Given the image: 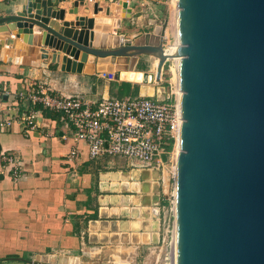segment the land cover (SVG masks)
Segmentation results:
<instances>
[{
  "label": "water",
  "instance_id": "water-1",
  "mask_svg": "<svg viewBox=\"0 0 264 264\" xmlns=\"http://www.w3.org/2000/svg\"><path fill=\"white\" fill-rule=\"evenodd\" d=\"M66 1L23 0L21 10L0 17V49L38 52L58 64V54L24 44L48 46L71 57L60 66L71 73H81L87 56L112 59L101 70L119 84L137 85L149 74L129 63L157 60L158 84L165 63L179 57L175 264H264V0H176L174 56L162 47L166 22L151 21L146 41H135L119 34L121 20L110 17L120 11L129 19L127 3L104 9L105 0H90V17L59 24L85 4L69 0V10L54 9Z\"/></svg>",
  "mask_w": 264,
  "mask_h": 264
},
{
  "label": "crops",
  "instance_id": "crops-1",
  "mask_svg": "<svg viewBox=\"0 0 264 264\" xmlns=\"http://www.w3.org/2000/svg\"><path fill=\"white\" fill-rule=\"evenodd\" d=\"M89 5L85 0L77 15L65 12L63 21L57 22L90 17ZM22 6L23 0H0V17ZM70 8L67 0L54 9ZM118 33L131 38L123 22ZM24 46L58 54L60 62L41 59L38 52L16 56L15 50L1 48L2 111L17 104L16 94L27 78L45 84L52 94L79 96L92 105L95 97H110V83H120L101 70L113 65L112 59L98 62L87 56L81 73H71L60 69L61 59L70 56L48 46ZM134 66L129 63L130 70L140 72ZM142 73L149 74L147 83H129V91L136 88L135 96H162V80L157 84L154 74ZM35 122L28 134L17 123L0 129V264H113L114 255L125 256L128 250L160 240L159 205L173 183L164 165L118 157L91 160L86 144L75 141L56 114L38 112ZM75 149L77 158L67 160ZM6 154L20 163L16 181L2 161Z\"/></svg>",
  "mask_w": 264,
  "mask_h": 264
},
{
  "label": "built area",
  "instance_id": "built-area-1",
  "mask_svg": "<svg viewBox=\"0 0 264 264\" xmlns=\"http://www.w3.org/2000/svg\"><path fill=\"white\" fill-rule=\"evenodd\" d=\"M125 1L127 4H136L139 12H147L151 10L153 3L160 2ZM176 7L170 0L168 18L163 21L166 22V28L172 24L173 18L177 17ZM171 44L172 42L162 44L166 54L169 53ZM176 91L175 82L174 88L167 96L157 94L124 98L104 97L92 105L79 96L52 94L45 84L27 78L23 80V87L16 94L17 104L12 108L0 110V129H10L17 123L22 131L28 134L36 125L35 115L41 111L50 112L59 117L60 122L71 131L75 141L86 144L91 160L118 157L142 165H163L162 155L168 156L171 153L170 149L175 148L179 136L181 119ZM1 94L0 90V97ZM77 155L76 149L71 150L67 160H75ZM2 161L9 168L12 179L18 180L21 174L18 158L6 154ZM170 197L168 214L171 222L164 230L162 239L168 250L165 264H174L176 256L173 191Z\"/></svg>",
  "mask_w": 264,
  "mask_h": 264
},
{
  "label": "rangeland",
  "instance_id": "rangeland-1",
  "mask_svg": "<svg viewBox=\"0 0 264 264\" xmlns=\"http://www.w3.org/2000/svg\"><path fill=\"white\" fill-rule=\"evenodd\" d=\"M90 1V0H89ZM173 1V0H172ZM113 3L118 5L120 3H126L125 0H105L99 3L104 9L109 8V5ZM91 5V4H90ZM89 5V6H90ZM128 8L131 9V16L129 19L122 18L120 11H112V16L115 19L121 20V25L123 22L125 31L131 35L132 40L135 41H146V34H149L153 30V26L150 24L151 21H155L157 25L160 22H163L168 18V7L170 5V0H160L159 3H153L151 5V10L147 12H139V7L134 3L127 4ZM91 10V7H89ZM91 13V12H90ZM144 22H148L149 24L143 25ZM167 34L166 37L163 38L164 44H170L174 42V36L172 34L173 26L167 25ZM155 64L154 59L148 56L140 57L139 61L136 63L134 68L136 71L140 72H150L155 74ZM172 69V70H171ZM174 71L175 66L173 61H168L165 63L164 68L162 70L163 76L162 79V87L160 88L163 96H167L170 90L174 88V83L176 82L174 79ZM160 80V81H161ZM163 88V90H162ZM177 93V92H176ZM177 95V94H176ZM99 96V95H98ZM96 102L100 101V97H95ZM176 150L177 143L175 148H171V153L167 156V161L163 164L164 167L170 171V176L174 178L172 183V189L170 190L166 199L160 201V240L156 243L150 244L149 246H142L138 250H128L125 256L116 255L113 256V264H165V256L168 251L165 242L162 240L164 235V230L167 225L171 222V218L168 214V208L170 207L169 203L171 200V193L173 191V195L175 197V166H176ZM174 189V190H173ZM176 202V197H175ZM174 202V206L176 203ZM125 258V259H124Z\"/></svg>",
  "mask_w": 264,
  "mask_h": 264
},
{
  "label": "bare ground",
  "instance_id": "bare-ground-1",
  "mask_svg": "<svg viewBox=\"0 0 264 264\" xmlns=\"http://www.w3.org/2000/svg\"><path fill=\"white\" fill-rule=\"evenodd\" d=\"M174 2V5L176 4V0H173ZM176 12H177V7H176ZM176 14V13H175ZM173 31H172V34L174 36V42L171 44L170 48H169V55L171 56H174L176 53V50H177V47H178V40H177V17L175 16L173 18ZM167 29L165 30V35L167 34ZM157 61V60H156ZM171 61H173V63L175 64V71H174V79L177 83V80H178V67H179V57H174ZM134 62L132 63L131 62V66L133 67L134 66ZM172 70V69H171ZM177 93V106L179 108L180 106V95H181V92L179 89H177L176 91ZM181 121V120H180ZM181 123V122H180ZM177 150H176V166H175V175H176V171H177V166H178V157L180 155V149H179V136H178V139H177ZM175 180H176V177H175ZM175 197H176V185H175ZM175 197H174V202H175ZM176 203V202H175ZM174 211H175V214H176V206H174ZM175 264V262H174Z\"/></svg>",
  "mask_w": 264,
  "mask_h": 264
},
{
  "label": "trees",
  "instance_id": "trees-1",
  "mask_svg": "<svg viewBox=\"0 0 264 264\" xmlns=\"http://www.w3.org/2000/svg\"><path fill=\"white\" fill-rule=\"evenodd\" d=\"M130 90V84L123 82L121 84H116L114 82L110 83V92L109 95L111 98H124L127 96L135 97L136 94V88L135 91L132 93Z\"/></svg>",
  "mask_w": 264,
  "mask_h": 264
}]
</instances>
